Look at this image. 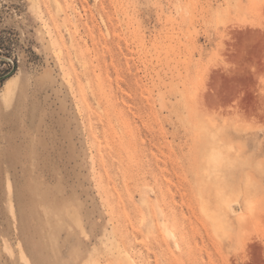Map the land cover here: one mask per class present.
<instances>
[{"label": "rangeland", "instance_id": "obj_1", "mask_svg": "<svg viewBox=\"0 0 264 264\" xmlns=\"http://www.w3.org/2000/svg\"><path fill=\"white\" fill-rule=\"evenodd\" d=\"M0 264H264V0H0Z\"/></svg>", "mask_w": 264, "mask_h": 264}]
</instances>
